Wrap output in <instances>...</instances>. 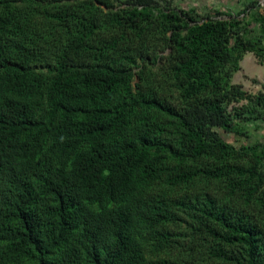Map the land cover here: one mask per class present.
Segmentation results:
<instances>
[{"label":"trees","instance_id":"obj_1","mask_svg":"<svg viewBox=\"0 0 264 264\" xmlns=\"http://www.w3.org/2000/svg\"><path fill=\"white\" fill-rule=\"evenodd\" d=\"M247 53L259 0H0V264H264Z\"/></svg>","mask_w":264,"mask_h":264},{"label":"rangeland","instance_id":"obj_2","mask_svg":"<svg viewBox=\"0 0 264 264\" xmlns=\"http://www.w3.org/2000/svg\"><path fill=\"white\" fill-rule=\"evenodd\" d=\"M177 7L188 9L194 7L199 11H208L214 9H239V0H171ZM264 6V0H259ZM164 6V1L162 3ZM243 68L233 75L232 83L238 84L242 89L250 95H256L261 90V85L264 83V64L259 66L255 57L251 54H247L245 61L241 63ZM261 125L260 130H254L252 125H249V137L252 141H261L264 143V121H258ZM222 136L225 139H232L233 135L224 134Z\"/></svg>","mask_w":264,"mask_h":264},{"label":"crops","instance_id":"obj_3","mask_svg":"<svg viewBox=\"0 0 264 264\" xmlns=\"http://www.w3.org/2000/svg\"><path fill=\"white\" fill-rule=\"evenodd\" d=\"M245 2V0H239V9L242 7V5H243V3ZM239 9H237V10H239ZM224 10H232V9H224ZM236 9H234V10H232V11H235ZM247 54H251V53H247ZM247 54L243 57V59H242V61L240 62V69L241 68H243V66L241 65V63L243 62V61H245V57L247 56ZM251 55H253V54H251ZM254 56V55H253ZM256 59V58H255ZM259 64V63H258ZM259 66H262V64H260Z\"/></svg>","mask_w":264,"mask_h":264},{"label":"built area","instance_id":"obj_4","mask_svg":"<svg viewBox=\"0 0 264 264\" xmlns=\"http://www.w3.org/2000/svg\"><path fill=\"white\" fill-rule=\"evenodd\" d=\"M262 5V4H261Z\"/></svg>","mask_w":264,"mask_h":264}]
</instances>
